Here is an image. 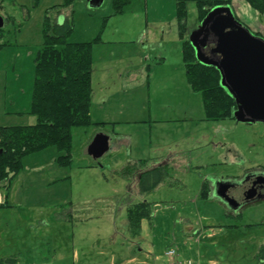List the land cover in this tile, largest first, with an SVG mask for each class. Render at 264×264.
<instances>
[{
    "label": "rangeland",
    "instance_id": "1",
    "mask_svg": "<svg viewBox=\"0 0 264 264\" xmlns=\"http://www.w3.org/2000/svg\"><path fill=\"white\" fill-rule=\"evenodd\" d=\"M91 1L74 0L59 23L65 13L73 16L70 43L100 38L92 50L91 114L94 123L106 124L72 130L70 166H59L54 147L23 158L21 173L10 183V206L0 209V260L262 264L264 200L241 208L239 218L227 216L237 213L219 201L202 197L205 184L233 183L254 173L256 195H264V123L196 121L205 117L203 101L188 83L183 60L184 42L200 25L195 4L187 5V37L180 34L176 0H132L121 14L114 13L113 0L96 7ZM64 4L0 0V42L6 45L0 51V127L36 123L30 114L35 57L47 12ZM233 10L246 25L243 8L237 4ZM250 31L264 38V32ZM139 72L144 82L126 88L125 82L133 84L126 78ZM186 116L193 122H163ZM102 131L109 151L95 161L84 150ZM227 148L237 150L235 161L223 157ZM140 160L142 166H167L166 181L145 196L139 193L138 177L123 173ZM143 201L151 217L133 236L128 210Z\"/></svg>",
    "mask_w": 264,
    "mask_h": 264
},
{
    "label": "trees",
    "instance_id": "2",
    "mask_svg": "<svg viewBox=\"0 0 264 264\" xmlns=\"http://www.w3.org/2000/svg\"><path fill=\"white\" fill-rule=\"evenodd\" d=\"M234 0H176L177 16L181 36L188 37L186 21L188 3L195 4L199 24L210 10L216 7H230ZM257 11L264 21V0H244ZM132 0H113L115 14H121ZM74 0H65L64 6L53 7L47 12L43 26V44L35 57V83L30 114L37 121L33 125L0 127V192L6 191L9 184L22 171L25 156L48 148H56L60 155L57 163L60 167L72 163V130L75 128L101 126L94 123L91 116L93 100V46L100 42H68L74 30L72 15L64 16L62 24L58 22L63 11L71 9ZM238 19V17L235 15ZM239 20V19H238ZM240 21V20H239ZM7 22V20H6ZM5 22V24H6ZM4 28H0L1 33ZM185 33V34H184ZM259 36V34H256ZM189 38V37H188ZM186 39L183 46V60L186 76L192 90L199 93L203 101L205 120L223 121L233 119L236 109L234 98L220 84V74L214 68H207L197 62L195 51ZM6 45L0 42V51ZM143 161L129 164L123 171L127 178L138 177V189L141 195L154 191L167 179V166L149 168ZM141 165V166H140ZM209 186L204 185L203 198H208ZM151 217L148 202L132 205L128 210V223L133 236H139L142 222ZM240 218V215H238ZM258 258L264 264V245L260 247ZM0 264H16L9 258L0 260Z\"/></svg>",
    "mask_w": 264,
    "mask_h": 264
},
{
    "label": "water",
    "instance_id": "3",
    "mask_svg": "<svg viewBox=\"0 0 264 264\" xmlns=\"http://www.w3.org/2000/svg\"><path fill=\"white\" fill-rule=\"evenodd\" d=\"M101 2L92 0L91 7ZM188 39L197 62L217 70L221 86L234 98L232 117L236 123H264V39L241 23L230 7L223 6L210 10ZM108 151L109 138L100 132L87 145L84 155L97 161ZM256 177L254 173L233 183L223 179L213 182L212 197L237 213L264 198L256 196L249 183Z\"/></svg>",
    "mask_w": 264,
    "mask_h": 264
},
{
    "label": "crops",
    "instance_id": "4",
    "mask_svg": "<svg viewBox=\"0 0 264 264\" xmlns=\"http://www.w3.org/2000/svg\"><path fill=\"white\" fill-rule=\"evenodd\" d=\"M102 1H104V0H102ZM237 4L243 8L242 14H243L244 18L246 19L245 22H246V25L248 26V28L251 29V30H253L256 33H258V32H264V28H263V25H262L263 23H262V21L259 20V17L257 15V13L254 10H252L250 8V6L244 0H235L233 6H235ZM65 16H67V15H65ZM58 22H59V18H58ZM263 37H264V35H263ZM131 76H132V78H131ZM126 79H127L126 81H132V83H133V84H131V83L125 82L126 88H128V86H129V87H134V89L137 86H140L144 82V80H145L143 78V74L141 72H139V75H137V73L130 74V76L128 78H126ZM93 99H94V89H93ZM92 101L94 102V100H92ZM91 116H92V114H91ZM189 118L190 117H187V116L184 117L183 119H173V118H170V119L165 120L163 122H182V123L193 122V120L192 119H189ZM226 120H229L230 121V120H233V119H226ZM196 121L197 122H207V120H205V117L204 116H202L201 118L197 119ZM105 124L106 123L104 122V125ZM31 125H33V124H31ZM99 127L102 128L104 126L101 125ZM101 133H104L106 135V133L104 131H102ZM106 136H108V135H106ZM236 151L237 150L235 148H227L226 155H224L223 157L224 158H229V159H232L233 161H235V159H236V156H235ZM158 166H161V165H152L149 168L158 167ZM208 188H209L208 198H203V199L204 200L205 199H209V200H216V201H218L217 199H215V198L212 197V186L209 185ZM10 189H11V184H9V187H8V189L6 191H3V192L0 193V209H2V208H8L10 206L9 205L10 204V200L9 199L11 197L10 196L11 194L9 192ZM203 193H204V190H203ZM203 193H202V197H203ZM142 196H145V195H142ZM262 200H264V198L263 199H260L259 201L254 202V203H251L249 205L256 204V203H258V202H260ZM226 215L227 216H231V217H233L232 215H235V217H238L239 214L238 213L237 214H233L231 212H228Z\"/></svg>",
    "mask_w": 264,
    "mask_h": 264
},
{
    "label": "flooded vegetation",
    "instance_id": "5",
    "mask_svg": "<svg viewBox=\"0 0 264 264\" xmlns=\"http://www.w3.org/2000/svg\"><path fill=\"white\" fill-rule=\"evenodd\" d=\"M241 178H242V177H241ZM241 178H240V179H241ZM258 179H259V178L256 177L255 179H253L252 182H251V181L249 182V183H252V186H253V189H254V193H255V195L259 192V189H258V190L256 189V186H257L256 184H257V182H258ZM256 196H257V195H256ZM261 196H264V195H261Z\"/></svg>",
    "mask_w": 264,
    "mask_h": 264
},
{
    "label": "built area",
    "instance_id": "6",
    "mask_svg": "<svg viewBox=\"0 0 264 264\" xmlns=\"http://www.w3.org/2000/svg\"><path fill=\"white\" fill-rule=\"evenodd\" d=\"M168 255L169 256H172V255H174V252H170V253H168Z\"/></svg>",
    "mask_w": 264,
    "mask_h": 264
}]
</instances>
